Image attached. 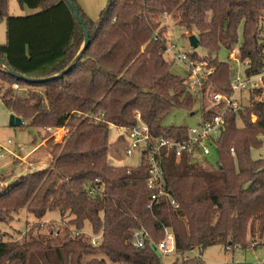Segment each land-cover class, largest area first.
Returning <instances> with one entry per match:
<instances>
[{
    "label": "trees",
    "instance_id": "obj_1",
    "mask_svg": "<svg viewBox=\"0 0 264 264\" xmlns=\"http://www.w3.org/2000/svg\"><path fill=\"white\" fill-rule=\"evenodd\" d=\"M68 1L89 34L74 66L55 80L29 82L12 77L0 64V101L27 127L43 131L42 141L51 146L47 168L9 184L0 178V225L23 209L37 219L56 213L69 220L75 233L87 224L101 241L96 247L77 236L55 247L32 239L0 241V264H160L153 244L163 240L164 229L173 237V264H206L201 254L214 239L231 250L264 248V159L250 158L264 136V102L255 98L264 96V75L260 88L250 92L249 105L224 115L216 166H189L172 156L165 160L164 176L176 209L165 201L149 206L145 163L114 167L107 160L109 126L134 127L135 113L153 137L188 136V128L160 125L171 110L192 111L197 102L164 58L168 43L162 19L170 17L183 37L194 34L206 52L188 54L213 70L201 93L209 88L230 95L231 68L218 60V52H232L239 44L237 59L245 76L263 73L264 0H107L95 20L77 0ZM17 2L36 12L10 16L8 0H0L6 34L0 44L2 63L29 79L59 75L83 45L80 25L64 0ZM219 110L220 105L201 107V115L209 120ZM101 114L98 122L91 117ZM59 128L67 134L50 145L53 138L45 131ZM90 186L96 189L93 198L87 194ZM135 232L147 235L142 250L132 244ZM194 250L199 257L185 258Z\"/></svg>",
    "mask_w": 264,
    "mask_h": 264
},
{
    "label": "rangeland",
    "instance_id": "obj_2",
    "mask_svg": "<svg viewBox=\"0 0 264 264\" xmlns=\"http://www.w3.org/2000/svg\"><path fill=\"white\" fill-rule=\"evenodd\" d=\"M95 1V5L99 6V4H101L102 7H99L100 9L97 10V15L92 20L98 18L100 13H98V11L102 10L107 3V0ZM8 12L10 16H21L19 8H17L16 0H9ZM162 22L165 26V36L168 43L167 49L172 46L175 51L185 52L187 54L196 51L200 56L206 55L203 49L197 48L194 50L189 46L188 37L190 35L183 37V30L179 28L170 17L163 18ZM238 38L240 43V31ZM5 40V22H2L0 23V44H4ZM237 46H239V44ZM237 46L232 51L235 53V56L236 53L239 52ZM232 52L221 49L218 52L217 58L220 62H226L230 65L231 76L234 77L239 75L245 77V66L238 61V56L235 57V61L231 59ZM170 55L165 53L164 58L166 62L171 65V73L181 79H186L188 73L185 67L177 62H173ZM213 91L215 90L208 88L204 94L201 93L202 97L196 94L197 102L192 111L182 109L171 110L161 119L160 125L163 127H198L201 123V107L210 108L214 106L209 97ZM249 95L248 93V95H239L237 97V102L241 106V109L249 105ZM256 97V100L259 98L264 100V96H255V98ZM10 116L11 113H8V110L0 101V146L4 148L2 151L3 158H0V178H5V184H9L14 179L25 176L28 173L43 170L50 165L49 151L51 146L49 147L45 142H42L44 135L43 131L27 127V122L24 121L21 127H10ZM255 120L256 118L252 116V121L254 122ZM236 125L239 128L242 127V122L239 118H236ZM53 132L54 130L51 132L45 131V134H48L49 138H53L52 144L50 145L61 142L58 136H53ZM120 135L121 132L118 128L109 126L107 160L109 164L114 167L136 168L140 164V153L137 151L131 157L125 156L124 149L127 145V141H124L123 137ZM260 141L261 146L256 149H251L250 151V158L254 161L264 159V136L260 137ZM8 142H10V144H7ZM34 147L35 150L31 152ZM231 147L233 148L232 145L230 148ZM16 158H19L20 161L23 160V158L26 159L21 163L18 160L15 162L14 159ZM207 160L211 166H216L217 153L215 149L212 148L211 155ZM28 165H31V167ZM75 232L73 226L69 224V220L61 219L56 213H46L45 216L37 219L26 209H23L13 214L12 218H10L6 224L0 225V241H13L22 244L32 239L41 241V243H50L52 247H55L61 245L70 237H75ZM78 233L79 237H83V240L86 241H88V239L90 240V237L93 236L91 228L87 224L83 227L82 232L80 231ZM159 243L160 242H157L155 245ZM168 248H170V243L168 244ZM156 253L159 257L160 264H173L176 259L175 251L165 257H162L158 251H156ZM199 256L200 252L198 250L185 254V258ZM99 257L98 255L96 258L99 259ZM201 258L206 264H259L264 262V248L257 247L255 250L234 248L232 250H226L221 241L214 239L202 252ZM89 259L91 258H86V260Z\"/></svg>",
    "mask_w": 264,
    "mask_h": 264
},
{
    "label": "built area",
    "instance_id": "obj_3",
    "mask_svg": "<svg viewBox=\"0 0 264 264\" xmlns=\"http://www.w3.org/2000/svg\"><path fill=\"white\" fill-rule=\"evenodd\" d=\"M165 53L168 55L171 54L170 56L173 62H177L185 67L188 73L185 83L190 93L194 95L198 94L202 97V85L213 70L207 68L206 62H194L189 58L187 53L175 51L172 46L170 48L168 47ZM232 53V55L230 54L231 59L235 61L238 53H236V56L234 52ZM263 75L264 69L261 75L253 77H241L237 75L232 77L229 84L231 89L230 95L213 91L209 97L214 105H220L218 114L209 120H204L201 116V123L198 127L188 128V136L186 139L174 140L172 138L153 137L148 126L142 121L139 113H135L137 123L134 127L118 128L121 132L120 136L123 137L124 141H127L124 155L131 157L138 151L141 157L140 162L145 163L147 166L145 185L151 192L149 206L165 201L174 209L178 207L172 197L171 189L167 186L165 180L163 169L165 160L172 156L176 162L185 160L189 166H211L207 158L211 155L212 148L217 149L216 141L221 136L225 126L224 115L227 111L237 112L241 109V106L237 102V97L239 95H248L253 90L260 88ZM14 89H18V86L15 85ZM258 100L264 102L263 99L259 98ZM91 117L94 121L98 122L101 120L102 114ZM47 131L51 132L52 130L48 129ZM67 132L68 130L66 128L54 129L53 136H58L59 141H61ZM7 144H10V142ZM3 150L4 148L0 146V158H3ZM230 154L234 156V149L232 147L230 148ZM87 194L90 198H93L96 195V189L92 186L88 187ZM163 233L165 236L164 240L159 244H153V247L162 257H165L174 251V241L168 229H164ZM75 236L79 237V233H75ZM145 239H147L146 234L135 232L132 244L136 249L142 250L145 247ZM100 241L101 235H93L90 237V244L93 247L98 246ZM169 243L170 248H168ZM229 249L231 248H226V250Z\"/></svg>",
    "mask_w": 264,
    "mask_h": 264
},
{
    "label": "water",
    "instance_id": "obj_4",
    "mask_svg": "<svg viewBox=\"0 0 264 264\" xmlns=\"http://www.w3.org/2000/svg\"><path fill=\"white\" fill-rule=\"evenodd\" d=\"M68 6V8L70 9V11L72 12L74 18L76 19L77 23L80 25L82 31H83V36H84V41H83V45L80 49V51L78 52V54L76 55L75 59L73 60V62L67 67V69L65 71H63L62 73H60L59 75H56L52 78H49V79H45V80H35V79H29V78H26L24 76H22L21 74H18L16 72H13V71H10L1 61L0 59V64L7 70V72L12 76V77H15L16 79H22L24 81H29V82H37V81H49V80H55L57 79L58 77H61L65 72H67L72 66H74L76 64V62L79 60V58L81 57L82 55V52L83 50L85 49V47L88 45L89 43V34L85 28V25L83 24V21L81 20L79 14L77 13L76 11V8L75 6L70 3L68 0H64ZM188 43H189V46L192 48V49H197L198 48V40L197 38L194 36V35H191L188 37ZM23 125V121L18 118V117H15L14 115H11L10 118H9V126L10 127H21Z\"/></svg>",
    "mask_w": 264,
    "mask_h": 264
},
{
    "label": "crops",
    "instance_id": "obj_5",
    "mask_svg": "<svg viewBox=\"0 0 264 264\" xmlns=\"http://www.w3.org/2000/svg\"><path fill=\"white\" fill-rule=\"evenodd\" d=\"M80 8L83 10V12L85 13V15L90 18V19H93L96 15H97V10H99L102 5L99 4V6L95 5L96 1L95 0H77ZM16 4H17V8H19V13L21 16H24V15H29V14H33L35 13L36 11H31V10H28L26 9L25 7L21 8L16 0ZM100 7V8H99ZM8 10H9V0H8ZM101 11V10H100ZM98 11V13L100 12ZM10 113V112H8ZM42 142H45V141H42ZM35 150V147L34 149L31 151L33 152ZM31 154V153H30ZM24 159L26 158H23V160L20 161L19 158H16L14 159L15 162L18 160L19 162H23ZM14 162V163H15ZM29 167H31V165H28ZM5 185V184H4Z\"/></svg>",
    "mask_w": 264,
    "mask_h": 264
}]
</instances>
